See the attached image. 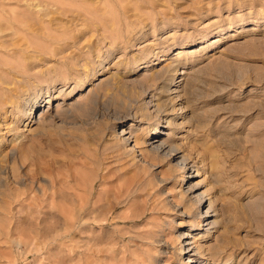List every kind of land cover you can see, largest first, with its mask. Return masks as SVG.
I'll list each match as a JSON object with an SVG mask.
<instances>
[{"label": "rangeland", "instance_id": "obj_1", "mask_svg": "<svg viewBox=\"0 0 264 264\" xmlns=\"http://www.w3.org/2000/svg\"><path fill=\"white\" fill-rule=\"evenodd\" d=\"M24 2L0 1L31 16L17 26L20 45L0 53V101L10 102L0 127L22 135L13 159L0 147V264H180L188 220L117 143L131 123L118 118L153 105L174 71L188 84L174 143L202 169L216 211L209 264H264V0ZM26 103L38 105L24 129ZM149 111L131 132L158 124ZM163 127L160 141H171ZM164 190L178 203L174 186Z\"/></svg>", "mask_w": 264, "mask_h": 264}, {"label": "bare ground", "instance_id": "obj_2", "mask_svg": "<svg viewBox=\"0 0 264 264\" xmlns=\"http://www.w3.org/2000/svg\"><path fill=\"white\" fill-rule=\"evenodd\" d=\"M18 1H25V4L28 2V0ZM21 15L24 18L23 20H19L21 16H18L15 11H0V53H3L8 45H20V41L16 38L18 27L31 25L28 21V19L31 18L29 13L23 12ZM1 63L2 60L0 58V65H2ZM186 81L187 77L185 79L182 73L174 71L172 78L166 83V86L162 87V91L159 93V95L161 94L163 97L160 96V98L153 95L150 97V99H153L155 102L153 105L152 102L142 103L139 101L135 102V105L132 103L127 113L124 114L123 117L118 118L120 122L124 120L131 121L128 127L130 131L125 133L122 129L117 135V143H119L120 149L123 150L122 154L128 157L129 167L136 172L143 171L145 177L148 175L152 176V182L155 186L153 194L157 196L155 198H163L161 203H164L168 210L173 211L174 215L180 216L182 221L188 220L187 232L179 234L180 236L176 243L178 249L177 254L180 256L179 263L190 264L192 261L200 258L201 261H199L198 264H209L211 260L206 257L208 253L206 254L204 250V240L210 238L211 230L215 228L217 224L215 221H212V219L216 217V211L213 209L208 189L204 190L205 180L204 178L200 179L203 176L202 169L193 162L195 160H192L189 154L185 153L181 148L182 145H176L174 143L173 138L177 135L176 131L180 130L177 120L181 119V121H183L188 117L185 113L188 103L183 102L181 98L183 96L181 92L186 88L188 89ZM3 86H9V84L4 82L0 76V88L2 89ZM46 92L47 90L45 91V97H51V95L49 96ZM8 104L0 101V111ZM36 105L38 104L33 103L30 106L26 103L24 106L25 109H23V111L20 109L24 114L21 121L24 129L33 123V108L36 107ZM12 106L14 107L15 104H12ZM149 106L151 109H149ZM13 109L17 110L16 108ZM149 110H152L151 113L154 114V118L158 124L153 128H148V131L145 133L142 128L139 129V134L131 132L134 125L136 126L135 123L141 124L144 118L147 117L150 113ZM262 111L264 113L263 109ZM161 124H163V128H166L168 131L167 137L171 136L173 138L171 141L168 139L160 141L159 136L161 130L158 126ZM179 124L182 126L185 123L181 122ZM0 128V147L2 145L9 146L8 155L13 159L18 153L17 148L21 146L22 135H20V132V134L17 133L19 130L16 131L14 130L15 128H7V125ZM164 133L163 135H165ZM155 160H159L166 166L169 172L167 179L155 174V170L159 167L154 163ZM6 173L8 174L9 172L5 171L3 174ZM193 173L194 175H192ZM178 175L179 178L176 179ZM8 176L9 175H7V177ZM168 183L174 186V192L178 203H175L174 199H169V193L165 192L164 187ZM41 189L42 190H39V192L44 195V189ZM195 226H197V228ZM194 232L198 233L197 236L192 235ZM157 251L159 254H163L159 249ZM211 263L216 264L215 262Z\"/></svg>", "mask_w": 264, "mask_h": 264}]
</instances>
